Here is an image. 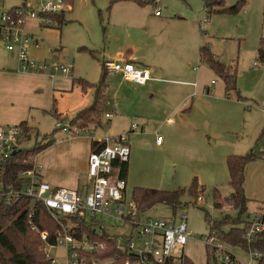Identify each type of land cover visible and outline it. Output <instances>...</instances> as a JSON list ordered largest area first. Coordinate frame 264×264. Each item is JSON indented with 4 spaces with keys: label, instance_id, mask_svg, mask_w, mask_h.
<instances>
[{
    "label": "crops",
    "instance_id": "obj_1",
    "mask_svg": "<svg viewBox=\"0 0 264 264\" xmlns=\"http://www.w3.org/2000/svg\"><path fill=\"white\" fill-rule=\"evenodd\" d=\"M236 1H227L226 6H234L240 0ZM245 1L247 4V0ZM109 3L112 13L137 15V22L134 24L137 28L147 26L150 30L151 24L169 27L171 17H180L190 25V35H180L185 44L166 39L165 35L158 42H163L162 45L157 44L155 38V42L151 43V35H146L148 43L145 45L148 49L144 55L139 51L117 54L119 59L116 60L131 62L150 71L151 80L146 85L130 83L121 75H116L118 89L112 102L106 96L108 86L105 82L102 93L107 112L102 117L112 112L118 115L115 119L122 118L126 122V128L118 132V136L133 132L128 143L132 154L128 169L131 174H137V168H140L142 175H135L133 181L145 185L140 187L159 189L146 186L149 183L145 178L146 172L178 164L183 169V174L190 176L192 180L196 178L199 187H204L205 190L203 182L208 177L216 179L224 175L227 168L229 187L230 175L226 158L230 152H234L235 147L239 149L246 141L249 145L243 119L245 103L243 96L241 100L227 97L225 82L207 63L205 69L200 70L203 60L198 34L204 27L200 21L208 18L205 0H187L185 5L179 0H163L162 13L165 11L167 17L162 14L156 16L151 7L133 2ZM151 16L155 19H151ZM213 56L228 67L218 55ZM103 57L107 59L104 55ZM197 59L198 65L190 70L191 63H195ZM87 93L74 84L68 73L59 76L50 69L24 72L13 64L8 70H0V124L26 123L29 127L36 128V115L53 116V111L57 117L62 115L55 109L54 99L64 95H74L77 103L81 104V112L95 102L94 91L91 92V100ZM88 101H91L90 104ZM134 124L138 125L139 131L132 128ZM78 126H83V123ZM91 126L97 128L100 122ZM92 135L95 136V132ZM95 137L96 140L101 139ZM158 137L163 138L161 144L156 143ZM56 140L35 159L42 179L54 187L87 191L88 184L82 186V180L84 176L88 177V159L93 138L84 133L77 137L62 135ZM259 164L264 166V162Z\"/></svg>",
    "mask_w": 264,
    "mask_h": 264
},
{
    "label": "rangeland",
    "instance_id": "obj_2",
    "mask_svg": "<svg viewBox=\"0 0 264 264\" xmlns=\"http://www.w3.org/2000/svg\"><path fill=\"white\" fill-rule=\"evenodd\" d=\"M179 1L182 5L187 3V0ZM227 1L229 3L236 0ZM23 3V0H0V17L6 11H12L23 6ZM34 7L36 12L40 11L36 0ZM109 7L110 3L107 0H73L65 13L57 15L62 16V25L57 21L58 18H55L57 20L53 19V25L50 26L39 19L27 21L24 30L32 37V41L25 45V48L30 59L39 64L52 66L53 69L50 70L55 75H63L61 72H57L56 66H65L71 70L68 74L72 79H83L91 84L100 85L104 71L103 55L105 58L113 60L119 59L117 54H123L124 52L133 54L139 51L144 55L148 49L145 45L148 43L146 35H151L149 42H155L156 39L157 44L160 45L163 42H158L162 40L164 35L166 39L170 38L174 42L183 44L185 43L180 39V35H190L188 33L190 25L187 24V20H182L180 17H173L174 19L171 17L172 21L169 27L167 25L151 24L149 30L147 26L134 27L137 22V15L127 14L126 12L112 13ZM263 8L264 0H247L246 6L237 15L214 14L210 18L202 19L200 24L201 26L203 24L204 27L201 32L199 30L198 34L201 38L202 47L207 46L210 50H213V55H218L223 62L228 64V67H236L238 88L244 97L243 119L246 124L245 133L249 137V145L246 141L239 149L235 147L234 152H230L226 158V165L227 159L231 155L252 154L254 158L247 165L244 172V194L246 197L244 217L257 211L264 212V166L259 164L264 162L262 156L264 151V62L257 60L259 39L261 36L264 37ZM162 15L167 17L165 11ZM151 19L155 18L151 16ZM1 25L2 21L0 19ZM7 44L8 42L0 39L1 71L10 69L13 64L18 68V46L12 43L15 50L8 51L5 49ZM188 63H186V68H188ZM198 63L199 59L195 63H191L190 70ZM205 67L206 62H201L200 70L205 69ZM116 75L119 76V74L107 73L105 80L108 86L106 96L112 102L116 98L114 94L118 89ZM215 80H218V78ZM93 91V89L87 90V97L90 100L91 97L93 99V96H91ZM54 101L55 109L61 112L60 118L64 120L65 125L69 124L76 127L81 124V121H78L81 104L77 103L74 95L58 96ZM57 118L54 111L53 116L36 115V128H33L29 139L24 141L22 148L32 150L39 140L47 138L49 142L54 143V141H57L56 139L66 135L67 133L58 128ZM111 120L100 117V126H97V128L90 126V132L92 134L95 132V136L105 139L106 137H115L118 132L126 128V122L122 118ZM132 133L122 134L127 135L128 143ZM239 151H243V153ZM182 171L183 169L178 164H171L160 169H149L145 174V178L149 180L146 186L159 189L181 188L188 190L193 180L190 176L183 174ZM135 175L142 176L140 168H137V174H133V172L131 174V170L128 169L126 180L130 199H132L135 187L145 186L133 181ZM82 181H84L82 186L84 184L91 186L89 176H84ZM203 184L206 186V190L203 194L199 193L202 194L203 202L194 205L196 197L186 196L182 205H185V203H188V205L179 209V212L187 213L188 228L194 235V238L190 239L185 247V254L193 264H208L207 249L203 241L212 233L210 221L219 224L223 222L227 215L235 219L240 213L239 208L229 209L225 206L223 209H216L214 207V188L219 189L223 199L228 198L231 194V189L228 187L227 168L224 175H220L216 179L208 177ZM89 186H87V190L90 189ZM171 216V207L164 205H155L145 214V217L157 219H169ZM230 227L231 224L222 225L220 233L228 232ZM105 229L108 234L121 240L130 234L129 227L118 225L115 229L110 227ZM226 247L241 261L257 264L241 249L228 244ZM46 252L48 257L56 264L67 263L64 248L59 246L49 247ZM209 262L215 264L213 254H211V257L209 255Z\"/></svg>",
    "mask_w": 264,
    "mask_h": 264
},
{
    "label": "built area",
    "instance_id": "obj_3",
    "mask_svg": "<svg viewBox=\"0 0 264 264\" xmlns=\"http://www.w3.org/2000/svg\"><path fill=\"white\" fill-rule=\"evenodd\" d=\"M23 6L6 11L0 17V39L8 42L5 49L15 50L12 43L18 46V69L24 72H43L53 69L52 66L39 64L30 59L25 48L32 41L25 33L24 25L29 20L39 19L47 25H53L49 16L65 13L73 0H36L40 11H35V0H23ZM94 1V0H93ZM111 3L133 2L153 9L156 16L163 11V0H107ZM103 68L106 73L119 74L130 83L140 86L151 80L148 69L136 66L123 60L104 59ZM57 72L69 73L68 67L56 66ZM108 120L118 118L115 113H106ZM59 129L71 137L89 134L97 143H104L101 149L92 150L88 159L87 174L91 178V186L86 192L63 187H54L42 179L38 167L34 164L29 171L22 172L21 178L26 182L21 186L4 188L0 180V201L6 206L12 205L21 198L31 199L33 203H41L58 225L55 241L49 243V233L34 225L36 231L49 247L59 246L65 249L66 264H87V255L95 256L99 252H107L105 243L88 235L87 230L95 236L108 237L115 242L116 253L107 259H94L92 264H185L188 256L185 247L194 235L188 228V215L178 212L169 219L143 217L136 205L129 198L126 179L120 177L121 165L129 163L131 147L127 135L98 139L91 134L88 127L65 125L58 122ZM138 130V125L132 126ZM23 129L20 125L0 124V171L11 159L13 153L22 145ZM162 137L156 139L161 144ZM264 160V151H263ZM118 164V166H115ZM203 202L200 195L197 204ZM34 211L29 217H35ZM129 227L130 234L123 240L106 232L107 227ZM248 248H241L257 264H264V254L252 248L256 242L264 240V212L257 211L248 215V228L244 235ZM204 245L213 251V258L218 264H252L241 261L228 251L225 243L216 232L204 239ZM226 247V248H225ZM46 249V250H47ZM47 254V252H46ZM48 257V255H47ZM50 258V257H48ZM52 260V259H51ZM53 264H56L52 260Z\"/></svg>",
    "mask_w": 264,
    "mask_h": 264
},
{
    "label": "trees",
    "instance_id": "obj_4",
    "mask_svg": "<svg viewBox=\"0 0 264 264\" xmlns=\"http://www.w3.org/2000/svg\"><path fill=\"white\" fill-rule=\"evenodd\" d=\"M246 5L245 0L238 1L234 6L227 7L226 0H205L207 17L210 18L214 14H230L237 15ZM264 17V8H263ZM50 19L57 20L62 25V16H49ZM201 59L225 82V91L228 98L241 100L242 95L237 85V70L230 68L220 63L212 54L210 48H201ZM257 60L264 62V37H262L258 44ZM104 70V68H103ZM107 73L103 71L100 85L91 84L83 79H73L75 85L81 87L83 91L94 89L95 102L94 104L79 112L78 121L83 123L84 127L94 125L99 121V118L107 112L104 107L103 89L105 88V78ZM58 122L64 123V120L59 116ZM23 129L22 145L33 130L26 123L20 125ZM46 139V140H45ZM52 142L47 141V138L37 141L34 149L24 150L23 146L17 149V154L13 155L11 159L0 171V180L4 188L21 186L26 182L20 174L29 171L35 164V159L39 154L46 150ZM105 146L104 143H92V150L101 149ZM254 160L252 154L247 155H231L227 159V167L230 175L229 187L231 194L228 198H222L218 188H214V207L216 209H223L225 206L229 209L239 208L240 213L237 218H230L228 215L224 218L222 223L211 222L212 232H216L219 238L227 245L235 248H248L244 239V235L248 228V216L245 215L246 197L244 194L245 183V168ZM118 166V164H115ZM128 163L121 165L120 177L127 179ZM205 188L199 187L198 180L195 178L189 187L186 189H153L147 187H135L132 193V201L136 205L140 214L145 217L146 212L155 205L169 206L172 209V215L177 214L178 209L188 205L183 204V199L190 196L197 198L199 193H204ZM34 211L35 217L30 218V212ZM39 226L42 230L49 233V243L53 244L55 241V231L58 225L51 218L48 210L41 203H33L31 199L21 198L15 201L12 205L6 206L0 201V264H53L52 260L47 257V244L42 240L41 236L32 230V224ZM231 224L228 232L220 233L222 225ZM219 228V229H218ZM89 236L98 239L99 242L105 243L107 252H99L95 256H86L87 264H92L94 259H107L116 253L115 242L106 236L97 237L91 231L87 230ZM252 248L259 250L264 254V240L256 242ZM207 249L208 264L209 255L213 254L211 249ZM214 259V258H213ZM215 261V260H214ZM185 264H193L191 259L186 260ZM215 264H218L215 261Z\"/></svg>",
    "mask_w": 264,
    "mask_h": 264
},
{
    "label": "water",
    "instance_id": "obj_5",
    "mask_svg": "<svg viewBox=\"0 0 264 264\" xmlns=\"http://www.w3.org/2000/svg\"><path fill=\"white\" fill-rule=\"evenodd\" d=\"M17 152H19V151H15V152L13 153V155H16V154H17Z\"/></svg>",
    "mask_w": 264,
    "mask_h": 264
}]
</instances>
